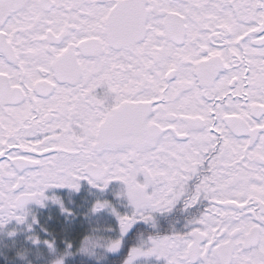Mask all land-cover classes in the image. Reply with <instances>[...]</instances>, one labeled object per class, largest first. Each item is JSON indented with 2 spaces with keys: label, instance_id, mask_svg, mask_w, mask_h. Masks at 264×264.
<instances>
[{
  "label": "snow or ice",
  "instance_id": "obj_1",
  "mask_svg": "<svg viewBox=\"0 0 264 264\" xmlns=\"http://www.w3.org/2000/svg\"><path fill=\"white\" fill-rule=\"evenodd\" d=\"M0 264H264V0H0Z\"/></svg>",
  "mask_w": 264,
  "mask_h": 264
}]
</instances>
